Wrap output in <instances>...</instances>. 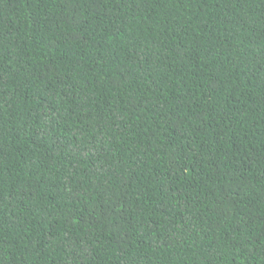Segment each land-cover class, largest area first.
Masks as SVG:
<instances>
[{"label":"trees","instance_id":"obj_1","mask_svg":"<svg viewBox=\"0 0 264 264\" xmlns=\"http://www.w3.org/2000/svg\"><path fill=\"white\" fill-rule=\"evenodd\" d=\"M0 264H264V0H0Z\"/></svg>","mask_w":264,"mask_h":264}]
</instances>
